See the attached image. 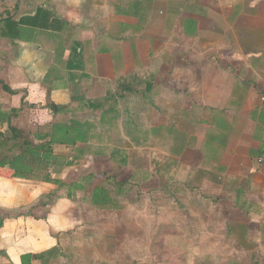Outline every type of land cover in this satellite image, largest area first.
I'll return each instance as SVG.
<instances>
[{
  "label": "crops",
  "instance_id": "obj_1",
  "mask_svg": "<svg viewBox=\"0 0 264 264\" xmlns=\"http://www.w3.org/2000/svg\"><path fill=\"white\" fill-rule=\"evenodd\" d=\"M0 114V264H264V0H0ZM23 140L57 163L14 167ZM144 142L168 248L139 185L81 166L144 174Z\"/></svg>",
  "mask_w": 264,
  "mask_h": 264
},
{
  "label": "rangeland",
  "instance_id": "obj_2",
  "mask_svg": "<svg viewBox=\"0 0 264 264\" xmlns=\"http://www.w3.org/2000/svg\"><path fill=\"white\" fill-rule=\"evenodd\" d=\"M118 124H120V123H118ZM117 125H114V127H111V134H113L112 135V139L114 142L113 144L120 147L123 144L121 142L115 141L116 138H119V136L117 137V134L120 132V128H121L120 125L119 126H117ZM101 134H103V131ZM111 134H110V136H111ZM114 134H116V135H114ZM104 138L105 137L103 135V139ZM145 138H150V137L147 136ZM138 139H141V138H138ZM133 145H135V148H132V146H130V148H129L131 153H132L131 155L133 157L137 156V158L139 157V159H134L132 161V166L139 164L140 169L142 171L144 170V174L140 171L138 172V174H136L134 171H132V174H134V175L130 176V174H129L130 170L129 169H126V168L120 169L121 167L118 168V166H116L115 164H112L109 160H105L104 158H91V159L89 158L85 161L83 160V162L81 161V166L86 172H88V170H90L91 166H95L94 170L100 169V171H103L104 169H107L106 171L110 174V176H111L112 172L116 173V175L119 179L126 178L127 182L133 181L136 185H139L140 186L139 189L141 191H143V190L147 189L149 185L152 184V177L149 175V172L152 168V152H153L152 147H153V144L151 142H144V143H141L139 145H136V144H133ZM138 149H141V150L138 151ZM84 164H86V166H87L86 168H84ZM134 167H136V166H134ZM115 168H118L120 170L117 171V169H115ZM140 169L138 168V170H140ZM108 176L102 175V176H99V178H100V180H102V182H105V179H107V180L109 179ZM119 195H121L120 196V200H121L122 195H123L122 190L120 191ZM139 195H140L139 201H138L139 206H138V208H134V214L139 217V221H141V223H143L144 227H145V231H146L145 232L146 239H145V243H144L146 245L145 249H147L148 245H150L151 250L158 248V247L168 248L164 245L163 240H158L156 238L151 237V233L155 229L156 223L158 221V219L153 218V206H152V196H151L152 190H149L148 193H147V191H143V193L139 194ZM115 210H114V213H115ZM186 227L187 228H185V229H188V224L186 225ZM176 238L177 239H174V242L177 243V246L179 247V249L180 248L183 249L184 240L180 236H178ZM157 241L160 243L156 244ZM174 249H176V246L174 247ZM168 251L170 252L169 254H171V256L175 259L174 264H180L179 261L183 262L182 261V259H183V251L182 250L179 251L177 249L175 251V250H173V247H172V249H169ZM174 251H175V254H174ZM146 252H148V251L146 250ZM171 252H173V253H171Z\"/></svg>",
  "mask_w": 264,
  "mask_h": 264
},
{
  "label": "trees",
  "instance_id": "obj_3",
  "mask_svg": "<svg viewBox=\"0 0 264 264\" xmlns=\"http://www.w3.org/2000/svg\"><path fill=\"white\" fill-rule=\"evenodd\" d=\"M49 108L53 112H56L59 109V107L53 103L49 104ZM11 129H12L13 136L15 138L22 136V132L20 130L13 128V127ZM54 143L55 144H73L74 142L68 141L66 138L64 140L60 139L54 133L53 135H51L50 146L51 144H54ZM22 146L23 147L21 148L20 154L14 157V159L12 160V165L14 167H18L20 163L21 164L27 163L28 166L31 165V167H34V168L44 167L47 169L57 163V160H56L57 158L54 156L52 150L51 149L43 150V145H32L30 142L23 140ZM66 163H69V162H66ZM66 163L63 162L61 164V167H64ZM19 166H23V165H19ZM91 198H92L91 201L98 206L104 207V206L111 204L110 197L108 196V191L106 193V190L104 187L102 188L97 187V189L92 192Z\"/></svg>",
  "mask_w": 264,
  "mask_h": 264
},
{
  "label": "built area",
  "instance_id": "obj_4",
  "mask_svg": "<svg viewBox=\"0 0 264 264\" xmlns=\"http://www.w3.org/2000/svg\"><path fill=\"white\" fill-rule=\"evenodd\" d=\"M263 161H264V157L263 156H260V157L257 158V162L258 163H263Z\"/></svg>",
  "mask_w": 264,
  "mask_h": 264
}]
</instances>
